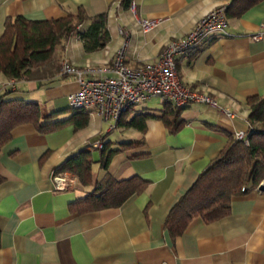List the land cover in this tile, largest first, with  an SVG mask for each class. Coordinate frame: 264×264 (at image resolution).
Wrapping results in <instances>:
<instances>
[{
	"label": "crops",
	"instance_id": "crops-1",
	"mask_svg": "<svg viewBox=\"0 0 264 264\" xmlns=\"http://www.w3.org/2000/svg\"><path fill=\"white\" fill-rule=\"evenodd\" d=\"M230 1L0 0V36L7 17L51 19L78 7L89 17L105 13L109 34L107 43L94 51L84 48L78 33L72 34L47 60L54 64L48 69L38 64V76L17 79L13 85L0 72V97L33 101L48 112L69 109L68 96L79 84L60 74V64L107 68L123 49L125 62L140 66L153 60L168 40L183 36L200 17ZM140 18L162 20L143 31ZM261 23L264 0L239 17H228L226 34L216 35L191 57L177 59L181 82L209 95L217 106H185L180 114L184 125L176 132L159 117L164 100L159 97L136 104L111 130L95 111H86L87 124L76 129L66 124L43 133L30 123L16 126L0 152L5 177L0 184V264H264V192L257 188L233 196L230 213L219 220L194 218L175 238L164 228L169 210L230 137L237 131H264V124L249 121L247 103V98L264 94ZM87 26L81 24L78 31ZM258 32L260 38L252 39ZM72 112H61L51 121ZM95 140L116 150L106 169L99 162L101 148L89 147ZM82 149L97 160L92 164L93 184L82 185L77 178L73 189L54 190L51 172ZM106 173L118 181L136 176L148 185L119 207L73 211L76 199L93 191Z\"/></svg>",
	"mask_w": 264,
	"mask_h": 264
},
{
	"label": "trees",
	"instance_id": "trees-1",
	"mask_svg": "<svg viewBox=\"0 0 264 264\" xmlns=\"http://www.w3.org/2000/svg\"><path fill=\"white\" fill-rule=\"evenodd\" d=\"M261 1L263 0H231L227 5L226 15L229 18L239 17ZM85 22H88L86 30L78 31V27ZM74 33H78L87 51L103 47L109 40L106 14L89 17L82 7H78L74 13L51 19L31 20L23 15L7 17L0 36V72L9 78H32L31 67L49 60L55 49L63 47ZM247 103L250 107L249 121L264 124V94L247 98ZM184 108L185 106L176 107L168 100H163L159 117L170 132H176L184 125L180 117ZM70 109L48 112L36 102L5 100L1 96L0 152L11 139V131L21 124H33L43 133L66 124H72L75 129L85 126L88 114L83 109H72L68 118L51 121L61 112ZM146 117L140 116V119ZM141 128L144 130V126ZM245 139L247 143L230 137L218 156L169 210L164 228L171 238L181 235L194 218L200 217L205 222H212L227 216L231 211L233 196L244 194L260 184L264 178V131L245 133ZM114 152L115 149H110L107 143H103L99 160L103 169L107 168ZM45 156L46 153L43 158ZM95 162L97 160L91 152L82 149L55 167L54 172H71L82 185H91L92 164ZM4 181L5 177L0 173V184ZM147 185L146 180L136 176L118 181L106 173L100 181L94 183L93 191L76 199L71 208L77 213H84L119 207L132 195L144 191Z\"/></svg>",
	"mask_w": 264,
	"mask_h": 264
},
{
	"label": "built area",
	"instance_id": "built-area-1",
	"mask_svg": "<svg viewBox=\"0 0 264 264\" xmlns=\"http://www.w3.org/2000/svg\"><path fill=\"white\" fill-rule=\"evenodd\" d=\"M227 5H218L195 21L192 28L183 36L168 40L158 55L151 61L140 66L131 67L125 62L124 50H118L113 56L111 66L94 69L90 66L78 68L62 63L60 74L66 78H74L79 88L68 96V106L71 109L95 111L109 129L116 128L125 112L149 97L167 99L173 106L184 107L192 103H203L217 106V102L200 91L191 90L184 85L178 75L176 61L178 58H189L216 35L226 34L228 17ZM130 10L134 13V3ZM162 19L140 18L138 22L143 31L156 26ZM264 31V23L260 24ZM122 32V31H121ZM261 32L252 35L258 40ZM110 72L112 75H107ZM16 78L8 82L13 85ZM227 115H232L227 109H222ZM236 139L245 143V132L237 131ZM101 140L89 143L91 148H102ZM54 190L73 189L77 176L71 172H51ZM257 188V187H256Z\"/></svg>",
	"mask_w": 264,
	"mask_h": 264
},
{
	"label": "rangeland",
	"instance_id": "rangeland-1",
	"mask_svg": "<svg viewBox=\"0 0 264 264\" xmlns=\"http://www.w3.org/2000/svg\"><path fill=\"white\" fill-rule=\"evenodd\" d=\"M50 64H54L53 63V61L52 62H47V61H45V62H43V63H41L40 64V66L42 67V68H44V69H48L49 67H50ZM38 64H34L33 65V67H31V70L33 71V76L35 77V76H38L37 74H36V71L38 70ZM60 67H61V64H60V66H59V71H60ZM70 109V108H69ZM70 110H72V109H70ZM264 180V178L261 180V182ZM260 182V183H261Z\"/></svg>",
	"mask_w": 264,
	"mask_h": 264
},
{
	"label": "water",
	"instance_id": "water-1",
	"mask_svg": "<svg viewBox=\"0 0 264 264\" xmlns=\"http://www.w3.org/2000/svg\"><path fill=\"white\" fill-rule=\"evenodd\" d=\"M257 189H258L259 191L264 192V186H262V182L257 186Z\"/></svg>",
	"mask_w": 264,
	"mask_h": 264
},
{
	"label": "bare ground",
	"instance_id": "bare-ground-1",
	"mask_svg": "<svg viewBox=\"0 0 264 264\" xmlns=\"http://www.w3.org/2000/svg\"><path fill=\"white\" fill-rule=\"evenodd\" d=\"M263 183V182H262ZM262 186H264V185H262Z\"/></svg>",
	"mask_w": 264,
	"mask_h": 264
}]
</instances>
